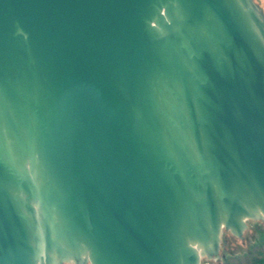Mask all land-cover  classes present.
Listing matches in <instances>:
<instances>
[{"label":"water","instance_id":"1","mask_svg":"<svg viewBox=\"0 0 264 264\" xmlns=\"http://www.w3.org/2000/svg\"><path fill=\"white\" fill-rule=\"evenodd\" d=\"M264 221L255 0H0V264H200Z\"/></svg>","mask_w":264,"mask_h":264},{"label":"rangeland","instance_id":"2","mask_svg":"<svg viewBox=\"0 0 264 264\" xmlns=\"http://www.w3.org/2000/svg\"><path fill=\"white\" fill-rule=\"evenodd\" d=\"M255 1L264 11V0ZM247 224L248 228L243 233V239L237 238L229 231L222 230L220 244L221 260L215 262L202 258L200 264H225L228 257L250 253L255 246L264 243V221L248 220Z\"/></svg>","mask_w":264,"mask_h":264},{"label":"trees","instance_id":"3","mask_svg":"<svg viewBox=\"0 0 264 264\" xmlns=\"http://www.w3.org/2000/svg\"><path fill=\"white\" fill-rule=\"evenodd\" d=\"M225 264H264V243L255 246L250 253L228 257Z\"/></svg>","mask_w":264,"mask_h":264}]
</instances>
